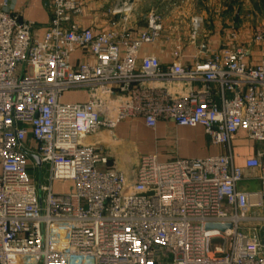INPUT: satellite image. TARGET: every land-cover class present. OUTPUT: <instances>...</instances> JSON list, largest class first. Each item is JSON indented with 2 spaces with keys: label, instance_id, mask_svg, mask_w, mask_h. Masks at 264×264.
Returning a JSON list of instances; mask_svg holds the SVG:
<instances>
[{
  "label": "built area",
  "instance_id": "built-area-1",
  "mask_svg": "<svg viewBox=\"0 0 264 264\" xmlns=\"http://www.w3.org/2000/svg\"><path fill=\"white\" fill-rule=\"evenodd\" d=\"M10 5L0 2V264H264V58L247 61L240 29L203 50L202 18L185 43L156 10L140 27L131 0L98 31L78 21L85 0H49L42 32ZM252 40L264 42V22ZM174 81L203 84L177 94ZM131 119L202 126L229 148L243 129L262 149L244 166L231 151L142 154L130 177L85 138ZM44 166L46 182L33 176ZM247 169L258 170L256 194L237 187ZM58 181L70 189L56 192Z\"/></svg>",
  "mask_w": 264,
  "mask_h": 264
},
{
  "label": "crops",
  "instance_id": "crops-1",
  "mask_svg": "<svg viewBox=\"0 0 264 264\" xmlns=\"http://www.w3.org/2000/svg\"><path fill=\"white\" fill-rule=\"evenodd\" d=\"M127 0H85V9L83 15L78 18V21L85 27H91L95 30H102L108 28L112 22L118 20V16H113L108 13V9L113 6L120 5ZM136 6L135 17L139 20V26L143 25V14H138V6L141 5L140 0H131ZM1 2V0H0ZM10 9L16 13L20 19L30 20L37 24V26L43 29L50 22V8L49 0H10ZM241 11L242 16H239L237 20L241 24L240 31L242 33V41L248 48L247 61L250 64H257L264 58V42L255 43L252 40V33L254 27L259 22H264V10L261 5L251 6L249 2H246ZM230 20L233 14L228 12ZM227 13V14H228ZM244 16V17H243ZM232 25L230 22L225 23L224 28H220L215 34L209 35L206 38V44L203 50H206L207 46H218L223 40L228 37L229 28ZM188 53L194 52L193 47L187 48ZM157 52L160 54L163 63L168 64L170 61L169 51L166 49L164 52ZM81 56V52H76L73 55V61H77ZM201 81H182L172 82L170 84L171 89L177 94H185L192 87L197 88L202 86ZM69 100H83L85 98V92L75 91L71 92ZM87 143L99 142L104 147L110 159L117 168L124 171L127 174H131L130 166H127L129 158L138 162L139 157L142 154H155L160 160H168L176 156L187 158L206 157L213 154H228L230 151L234 155V161L236 165L244 166L247 158L257 156L261 151L262 145L250 139L245 130L241 129L233 137L230 148L225 145L212 144L210 137L205 132L202 126L187 127L177 126L173 122H167L161 120L158 122L156 128H150L146 126L144 120L134 119L125 120L121 122L114 130L101 129L96 134L89 135L85 138ZM131 150H136L134 155H130ZM125 153H128L127 155ZM127 156V159H126ZM248 177L240 181L237 187L249 194H256L262 188L261 182L258 178L257 169H247ZM36 171H33V176ZM42 178V177H41ZM46 182V181H45ZM54 190L56 192H64L70 189V183L54 182ZM259 211V210H258ZM264 213V207L260 210ZM264 241V229L260 233Z\"/></svg>",
  "mask_w": 264,
  "mask_h": 264
},
{
  "label": "rangeland",
  "instance_id": "rangeland-1",
  "mask_svg": "<svg viewBox=\"0 0 264 264\" xmlns=\"http://www.w3.org/2000/svg\"><path fill=\"white\" fill-rule=\"evenodd\" d=\"M141 5L138 6V14H142L148 10H156L161 13L166 21V25L174 33H178L181 40L185 43L189 41V33L191 29L192 18H202L203 23L200 27L202 34L201 40L206 41V38L216 33L220 28L225 27V23L230 22L231 25L236 28H241V24L237 18L242 16L246 2H249L251 6L261 5L264 10V0H140ZM233 14L232 19L228 17L229 13ZM228 13V14H227ZM244 17V16H243ZM264 17V16H263ZM75 92V91H72ZM71 91L65 94V99L69 100L71 97ZM130 155H134L136 150L130 152L126 150ZM128 153H125L126 155ZM110 157V156H109ZM127 159V156H126ZM111 160V159H110ZM127 166H130L132 173L128 174L130 177L134 175V171L137 166V161L129 158ZM115 165V163H114ZM116 166V165H115ZM117 167V166H116ZM37 173V179L42 177V182L46 181L47 169L44 166L42 171L35 170ZM223 242L220 238H215L214 244H221Z\"/></svg>",
  "mask_w": 264,
  "mask_h": 264
},
{
  "label": "water",
  "instance_id": "water-1",
  "mask_svg": "<svg viewBox=\"0 0 264 264\" xmlns=\"http://www.w3.org/2000/svg\"><path fill=\"white\" fill-rule=\"evenodd\" d=\"M35 158L38 160L37 156H35ZM207 227H218L221 229H225L226 227H231V224L223 225L220 223H209L207 224Z\"/></svg>",
  "mask_w": 264,
  "mask_h": 264
}]
</instances>
